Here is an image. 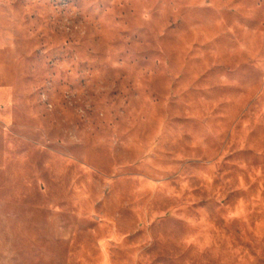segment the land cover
<instances>
[{
	"label": "rangeland",
	"instance_id": "rangeland-1",
	"mask_svg": "<svg viewBox=\"0 0 264 264\" xmlns=\"http://www.w3.org/2000/svg\"><path fill=\"white\" fill-rule=\"evenodd\" d=\"M0 264H264V0H0Z\"/></svg>",
	"mask_w": 264,
	"mask_h": 264
}]
</instances>
